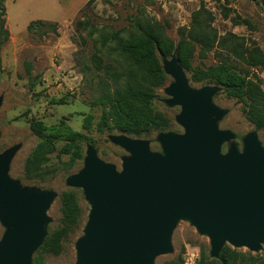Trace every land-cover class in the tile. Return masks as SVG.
<instances>
[{
    "label": "rangeland",
    "instance_id": "1",
    "mask_svg": "<svg viewBox=\"0 0 264 264\" xmlns=\"http://www.w3.org/2000/svg\"><path fill=\"white\" fill-rule=\"evenodd\" d=\"M202 5L214 15L212 26L219 36L236 34L247 40L248 44L255 42L264 53V6L251 0H94L71 19H65L57 0L5 1L4 19L8 36L3 37L0 51V154L16 148L8 173L22 187L56 192L55 199L45 213L48 234L51 229H59L64 202L69 195L76 198L83 222L74 236L62 244L60 254L43 253V264L78 263L77 243L84 237L91 204L86 200L84 191L69 186L67 180L84 168L89 147H93L102 161L114 165L119 172L123 169V159L130 153L114 144L110 139L112 136L147 140L153 152L163 151L158 136L164 132H153L150 137L143 138L128 136L115 128L100 129L104 110L108 111L111 107L104 109L98 100L103 91L113 94L121 84L117 85L103 67H98L95 55L99 59L102 57L105 63L108 61L98 50L99 46L96 47L99 33L91 34L97 29L128 35L136 18L153 20L163 26L174 44V52L170 57L160 52L156 55L167 79L155 87L153 106L170 118L172 127L168 132L183 133V127L176 121L181 107H168L165 103L170 98L167 89L174 83V78L166 71L165 61L170 62L174 56L178 58L177 50L182 41L180 29L190 28L193 13ZM224 6L230 8L228 17L223 13ZM237 16L249 19L252 27L235 25L233 19H237ZM38 20L57 23L58 34L50 32L40 35L31 30V23ZM78 21L85 23L84 30L77 29ZM207 56H201L200 48L196 46L192 55L193 66L205 69L221 62V55L216 49ZM234 64L241 77H245L247 82H254L264 93V67L241 60ZM183 71L193 88H220L213 103L227 110V114L217 119L216 125L234 135L222 146L223 155H229L233 150L244 152L245 140L252 132H257L264 148V131L258 130L247 118L243 102L224 86L201 85L193 80V71ZM107 82L108 86H105ZM120 82L123 83L122 80ZM109 122L112 124V119ZM33 126L46 128L48 132L54 127L65 126L82 134L83 138L77 140L75 145L63 137L49 142L36 135ZM5 232L6 228L0 220V241ZM170 245L172 250L156 256L154 264H168L179 257L184 258L190 248L199 253V258L204 252L210 260H219L211 254L209 237L201 234L187 219L178 220ZM224 248L250 253L255 257V263L264 264V242L258 251L246 247L236 248L228 242ZM238 264L248 263L241 261Z\"/></svg>",
    "mask_w": 264,
    "mask_h": 264
},
{
    "label": "water",
    "instance_id": "2",
    "mask_svg": "<svg viewBox=\"0 0 264 264\" xmlns=\"http://www.w3.org/2000/svg\"><path fill=\"white\" fill-rule=\"evenodd\" d=\"M175 56L165 61L174 78L168 107L180 106L176 121L183 133L158 136L162 152L150 142L126 136L111 141L130 153L123 169L105 163L93 147L84 168L67 184L84 191L91 204L84 237L77 243V264H154L170 252L179 219H187L209 237L212 256L220 258L228 242L258 251L264 242V148L257 132L244 152L221 153L234 135L216 120L227 110L213 103L218 86L193 88ZM2 98L0 97V106ZM11 148L0 154V264H33L34 253L48 236L46 210L54 191L22 187L9 176Z\"/></svg>",
    "mask_w": 264,
    "mask_h": 264
},
{
    "label": "trees",
    "instance_id": "3",
    "mask_svg": "<svg viewBox=\"0 0 264 264\" xmlns=\"http://www.w3.org/2000/svg\"><path fill=\"white\" fill-rule=\"evenodd\" d=\"M6 0H0V51L4 43L3 37L8 36L5 27ZM94 0H90L89 6ZM264 6V0H251ZM230 8L224 6L223 13L227 16ZM233 22L235 25L246 24L252 27L249 19L237 16ZM215 18L204 5L192 15L190 28L180 29L182 37L181 46L177 50V57L181 68L193 71V80L201 85H221L243 102L246 106L245 115L258 130L264 131V93L261 88L252 81H246L245 77L237 72L234 64L241 60L247 64L264 67V53L255 42L247 43L243 37L233 33L219 36L212 26ZM78 30H84L85 23H76ZM132 30L128 35L121 32L98 31L95 29L91 35L99 33L96 38V47L104 54V59L96 56L98 67L105 70L120 88L113 94L103 91L98 103L107 109L104 110L102 121L99 124L101 130L107 127L117 129L119 132L133 137L148 138L153 132H168L172 127L170 118L163 112L157 111L153 106L154 89L157 85L166 81V74L159 64L157 53L172 56L174 44L167 36L165 29L158 22L136 18L133 21ZM31 30L40 35L50 32L58 34L57 23L38 20L32 22ZM85 42V40H84ZM187 47L184 49V47ZM198 46L200 55L207 58L208 53L217 50L221 55V62L208 66L205 69L194 67L192 61L193 51ZM120 80L123 81L120 82ZM105 86H108L104 83ZM107 88V87H106ZM112 119V124L109 122ZM33 132L46 141L52 142L60 137L77 144V140L83 138L82 134L73 132L65 126H57L48 130L43 127L33 126ZM81 157V155H79ZM82 158V157H81ZM31 161L28 163L30 167ZM72 168V167H71ZM70 168V169H71ZM69 171V170H68ZM81 209L74 196H67L63 206V218L58 230L49 231L43 245L33 257V264H43V253L58 255L62 251V244L68 242L80 229L82 224ZM57 243H59L57 245ZM61 244V246H60ZM250 253L238 252L224 248L219 260H210L203 252L198 264H238L246 261L255 263L254 256ZM185 256V255H184ZM184 258L179 257L168 264H182Z\"/></svg>",
    "mask_w": 264,
    "mask_h": 264
},
{
    "label": "crops",
    "instance_id": "4",
    "mask_svg": "<svg viewBox=\"0 0 264 264\" xmlns=\"http://www.w3.org/2000/svg\"><path fill=\"white\" fill-rule=\"evenodd\" d=\"M90 0H57L58 5L63 14H65V19H71L75 17Z\"/></svg>",
    "mask_w": 264,
    "mask_h": 264
},
{
    "label": "built area",
    "instance_id": "5",
    "mask_svg": "<svg viewBox=\"0 0 264 264\" xmlns=\"http://www.w3.org/2000/svg\"><path fill=\"white\" fill-rule=\"evenodd\" d=\"M199 259V253L195 249L190 248L187 249L182 264H198Z\"/></svg>",
    "mask_w": 264,
    "mask_h": 264
}]
</instances>
